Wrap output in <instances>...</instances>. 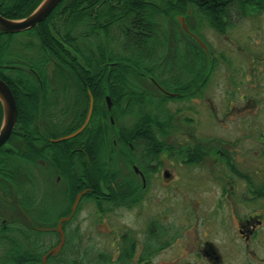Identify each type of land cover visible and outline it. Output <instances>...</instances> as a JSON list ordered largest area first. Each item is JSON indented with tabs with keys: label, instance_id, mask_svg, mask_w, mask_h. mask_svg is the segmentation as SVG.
Returning a JSON list of instances; mask_svg holds the SVG:
<instances>
[{
	"label": "trees",
	"instance_id": "16d2710c",
	"mask_svg": "<svg viewBox=\"0 0 264 264\" xmlns=\"http://www.w3.org/2000/svg\"><path fill=\"white\" fill-rule=\"evenodd\" d=\"M41 1L0 0V15L9 20L23 19ZM187 1L62 0L47 20L37 27L16 35L0 32V79L12 91L18 111L14 134L27 135L32 131L35 136L56 134L50 137L55 139L59 135L74 132L82 125L86 116L89 99L86 87H88L94 101L89 125L77 138L63 142L62 146H69L70 142L75 141L80 145L85 141L83 149L87 152L90 142H93V152L88 154L95 169V186L92 195L103 197L99 183L103 184L104 178H107L104 169L115 162L114 157L111 156L115 149L108 141L107 134H125V139L120 141L122 147L127 146L128 142L136 147V143L140 140H146V146L160 147L161 143L153 140L152 134L167 132L168 118L160 111L162 105L174 99H190L194 97L190 90L195 85L200 86L201 68L205 60L199 56L174 58L173 64L168 65L166 71L156 70L158 68L156 63L161 60L160 55L155 54L156 47L161 44L160 40L167 39L166 27L171 24V13L183 15ZM219 1L223 6L216 7L215 0H190L196 11L203 4L209 8L207 11L211 15L219 11L223 13L231 5L233 7L238 5L242 10L245 3L255 0ZM257 4L261 6L263 3ZM125 20L129 25L122 29L121 23ZM210 23L221 33L226 29L224 23H217L216 17L210 18ZM17 35L20 36V40L15 38ZM175 35L180 36L176 32ZM25 37L30 39L21 41L25 40ZM101 39L104 41L103 49H106V45L110 48L112 46L113 49H118L122 45V49L128 50V54L121 55L109 49L107 55L106 51L98 46ZM75 57L82 61V66L77 63ZM49 67L51 75L48 72ZM149 77L165 91L178 94L179 97L151 96L154 92L148 93L140 88ZM74 88L75 90L72 91ZM65 94H71L70 99L75 97L84 100V104L78 108L77 120L69 124L59 117L61 112L58 113L55 107L50 112L49 107L46 106V103L57 104L58 99L64 98ZM105 95H108L112 101L114 114L119 110V118L131 117L130 125L116 128L110 124L108 114L104 112ZM144 100H147L146 105L151 107L150 112L146 109H133L134 103L138 102L136 105L142 106ZM123 103L124 109H122ZM44 110L49 111L47 116H44ZM57 110L59 111V107ZM1 122L0 104V125ZM33 141L32 139L27 141L24 148H16L18 153H13L11 149L5 147L0 149V207L8 208L10 211L11 203L6 199L12 195L17 208L36 222L37 219L41 221V208L33 202L36 190H32L31 185L40 175V167L35 165L37 160L42 159L45 149L47 151L57 144L50 146L47 141L44 143L41 139L38 144H34ZM117 145H119L118 141ZM24 160L29 161L31 167H28ZM79 161L85 163L81 154ZM82 188L80 186L78 191ZM73 189L69 187V200L57 219L70 213L76 194ZM111 199V202L119 203L118 199ZM94 205L98 212H105L103 200L94 201ZM15 221L16 224L1 223L0 264H41V257L56 244L57 235L32 231L29 233L24 223L18 218H15ZM42 235L52 236L55 241L52 245L46 244V248L41 249L38 236ZM35 237L38 242L36 248H29L33 246L30 245L29 239ZM73 237L79 238V234L72 235L71 231L66 233V242L61 252L55 257H50L49 264H130L131 262L135 243L128 240L127 235L122 236L121 242L124 240L126 242L124 241V245L119 251L117 250L118 254L114 260L106 251L95 253L94 248L91 247L82 249L73 243Z\"/></svg>",
	"mask_w": 264,
	"mask_h": 264
},
{
	"label": "rangeland",
	"instance_id": "374dc122",
	"mask_svg": "<svg viewBox=\"0 0 264 264\" xmlns=\"http://www.w3.org/2000/svg\"><path fill=\"white\" fill-rule=\"evenodd\" d=\"M257 3H263L261 5L263 6L264 0L247 2L242 10L237 8L232 11L229 19H231L233 25L222 32L224 34L223 37H218L209 30L204 32L208 45L211 46L218 57L205 58L203 63L204 73L201 78L203 79L204 75L208 77L211 73L207 82L206 95L203 97L199 96V88L201 86L199 84L200 86L195 85L190 90L194 97L192 96L190 99H174L164 103L160 111L168 118L167 132L161 136L162 140H159L162 141L160 146L162 149L168 147L173 148L174 151L178 150V148L186 149L187 147H192L195 145L193 142L202 140L204 137L208 139L218 137L223 141H231L236 149H240L247 160L254 166L256 173L261 174L258 178H264V167H262L264 158L260 157L261 152L264 153V145L260 143V139L264 138V6L261 7ZM195 13L198 14V12ZM197 14H195L196 17H198ZM177 17V13H171V24L166 27V31L169 30L170 34L166 40H160L162 45L160 44L156 47V52L159 48L161 58L156 63L158 72L166 71L167 66L172 65L174 62V58L165 53V49L162 46L166 44V46L168 45L171 48L173 47L171 44L172 40L175 38L178 40L180 37L182 42V39L187 37ZM128 25V21L125 20L121 23V28L125 29ZM175 32L180 36L176 37ZM15 38L20 40L19 35L15 36ZM24 39L21 41H26L30 38L25 37ZM167 40L168 44L166 43ZM183 45L177 46L183 49ZM98 46L99 48L101 47L100 49L105 47L102 39ZM122 48V45L118 49H113L112 46L110 48L109 45H106V49L103 50L106 51L107 55L112 49L114 52L126 56L128 50L126 51ZM138 54L141 53L138 52ZM76 61L82 66V61L79 58H76ZM48 70L49 75H51L50 67ZM153 81L151 82L150 77L146 78L140 88L145 89L148 93L154 92L155 94L151 93L153 97L154 95L164 96L163 94L167 92L157 88L155 86L156 82ZM240 97H242V101H239ZM146 104L147 100L143 101L142 106L134 103L133 109H146L147 112H150L149 109L151 107ZM122 108L124 109V105H122ZM212 109L213 117L210 114ZM228 112L229 119L225 120L224 116ZM118 116L119 110L115 111V114L114 112L111 114L112 126L118 128L121 125L128 126L131 124V117L119 118ZM116 135L107 134V137H109L108 141L111 144H113L115 138L117 139ZM114 146L113 144L115 150H113L114 152L111 156L115 159L113 164H116L121 161L120 156L122 153L116 148L119 145L116 144V147ZM185 154H187L186 151L178 153L176 158L179 157L182 162L186 163ZM24 161L26 165L28 164V167H31L29 161ZM164 162L170 173H176L174 176L175 180L170 182V185H176L180 192L172 191L171 186L169 188L168 182H165L162 178V171L153 184L149 200L130 203L132 205L131 210H108V206L104 204L105 212H98L93 199L85 200L77 211L71 224L72 228L69 226L71 231L75 230V232H71L72 235L79 234V238L73 237V243L82 249L94 248L95 253L96 251H106L111 254L114 260L119 249L124 245L125 240L121 242L122 236L127 235L129 237L128 240L135 243L130 264H200L198 258L195 257L194 259L189 252V247L196 245L202 231L198 214L199 206L197 208V202L201 194L199 181L210 178V175L208 170H205V167L202 169H200V166L190 167L192 170L190 171L187 167L179 166L177 160H167L166 158ZM207 164L209 165V163ZM35 166H40L38 160ZM260 168L262 170L258 171ZM36 178L33 182L34 184L31 183L32 185H30L32 190H36L34 197L38 201L45 190L39 187L42 184L39 176ZM111 180H114V178ZM197 180L199 181L197 182ZM42 186L44 185L42 184ZM45 189L46 194L49 196L51 193H48L46 187ZM49 199L51 200V198ZM53 199H56V197ZM6 200L11 203V200H13L12 195ZM14 201L11 203L13 209L10 211L8 208L0 207V226L3 222H11L17 218L11 215L12 211L18 212L19 210ZM109 207L115 206L110 205ZM154 219L165 227L172 225V228L176 231L174 240L169 236L160 239V243L164 247L160 248L159 251H151L145 246L146 229L156 226V223H152ZM54 241V237H47L48 246L52 245ZM147 253H149L147 260L138 262ZM234 264H239V262L237 261ZM251 264L254 263L252 262Z\"/></svg>",
	"mask_w": 264,
	"mask_h": 264
},
{
	"label": "flooded vegetation",
	"instance_id": "af4514ba",
	"mask_svg": "<svg viewBox=\"0 0 264 264\" xmlns=\"http://www.w3.org/2000/svg\"><path fill=\"white\" fill-rule=\"evenodd\" d=\"M185 5L184 14L178 15V17L184 19V23L188 29V33L184 32V34L187 37L183 38L182 42L180 39L172 40L171 44L173 47L171 48L164 44L162 46L165 49L164 52L168 53L171 58H191L196 56L204 58V60L211 56L218 58L211 46L208 45L204 32L209 30L216 36L223 37L224 34L219 32L210 23V18L216 17L218 24L224 23L226 28L230 27L233 23L229 18L232 11L238 8V5L234 7L231 5L223 13L219 11L215 15L208 13L207 10L209 8L203 4L199 7L198 11H195L196 9L192 7L190 0ZM214 5L216 7L223 6L219 0H215ZM195 12H198V14ZM167 33L169 35L170 31L168 30ZM166 43L168 44V40ZM180 44L185 45H183V49L177 46ZM190 46L192 47L190 48ZM159 52L158 48L156 54L160 55ZM202 68L200 74L201 86L199 88L200 97L206 95L207 82L211 76L210 73L208 77L204 75L202 79L201 76L204 73V68ZM79 69L81 70L82 67ZM155 86L158 88L156 84ZM74 90L75 88L72 89V91ZM86 91V94L90 95L88 87H86ZM67 94L64 95V98L58 99L59 102L50 108V112L55 107L58 113L61 112L59 117L66 124H69L77 120L78 108L84 104V100L76 99L75 97L74 99H70L71 94ZM163 95L166 96L165 94ZM175 95L176 98L179 97L178 94ZM239 101H242V97H240ZM89 103L90 98L88 105ZM122 105L125 107L124 103ZM104 106V112H107L108 121L110 122L113 104L111 108H107L104 101ZM57 107H59V111ZM212 111L213 109L210 114L213 117ZM45 112L44 110V116H47V112L49 111ZM228 114L229 112L225 114V120L229 119ZM54 135L56 134H37L35 137V139H41L44 143L47 141L50 146H53L51 144H57L56 147H51L47 151L45 149L42 159L38 160L40 163L39 179L40 183L44 185L42 186L41 184L39 187L40 189H44L45 192L40 195L41 198L38 201L36 197H33V202L41 208V221L37 219L35 222L33 218L20 209L18 212H11L12 216L17 217L21 223H24L27 232L57 234V224L63 218L61 216L57 219V217L67 205V201L69 200L68 189L70 186L71 189L74 188L73 192H76L75 198L79 193L85 191L82 194L81 202L89 199H93L94 202L101 199L108 206V210H131L132 205L130 203L144 202L146 199L148 201L153 184L162 171V178L165 182H168L169 188L171 186L172 191L180 192V189L176 188V185H170V182L175 180L174 176L176 173H170L169 169L165 167L166 163L164 160L167 158V160H177L179 166L187 167V169L197 166H200V169L205 167V170H208V174L210 175L208 179L197 180L201 187L197 208L199 206L198 214L202 231L196 245L189 247V252L193 255L194 259L197 257L200 264H234L237 261L239 264H251L252 262L254 264H264V178H258L261 174L256 173L254 166L247 160L240 149H236L234 143L231 141H223L218 137H211L209 139L204 137L202 140L193 142L195 145L192 147H187L186 149L178 148V150L174 151L173 148L168 147L162 149V147L146 146L143 140L138 141L136 147H133L130 142L127 143V146L122 147L120 141L125 139V134H117V139H114L113 144L116 147L117 141L119 142V146L116 148L122 153L120 156L121 161L116 164H109L104 169L107 178H104L105 182L103 184L99 183L104 194L103 197L99 198L92 195L95 186L94 166L88 154L89 152H93V142H90L86 152L83 149L85 141L81 142L80 145L75 141L70 142L69 146H62L63 142L71 141L79 135L56 143L54 142L55 140L68 134L59 135L55 139L50 138ZM26 136L25 134H13L7 145H5V148L11 149L13 153L17 152L16 150L18 149L16 148H24L26 142L31 139ZM161 136L163 134H152L153 140L162 144V141H160L162 140ZM260 143L264 145V138L260 139ZM41 149L43 150L44 146ZM184 151L187 152L184 155L186 163L182 162L179 157L180 160L176 158L178 153L180 154ZM80 154L85 163L79 161ZM260 157L263 159L264 153L261 152ZM13 160H15V157ZM262 167H264V164ZM261 170L260 168L258 171ZM190 171L192 170L190 169ZM79 176L80 178H78ZM111 177L114 180H111ZM80 186L83 188L78 191ZM45 187L48 193H51L49 196L46 194ZM52 197H56V199ZM111 198L118 199L119 203L111 202ZM12 199L14 200L13 196ZM13 200H11V203ZM110 205L115 207H109ZM12 207L13 205L11 204V209H13ZM75 216L76 212L70 220L72 221ZM72 222L68 225L69 221H67L62 227L65 233L69 232V226L72 228ZM11 223L16 224L17 221L13 219ZM152 223H156V226L146 229L145 246L151 251H159L160 248L164 247L160 243V239L169 236L174 240L176 231L172 228V225L165 227L155 219L152 220ZM71 232H75V230ZM38 239L41 249L46 248L47 235L38 236ZM29 242L30 245H33L29 248H36V243H38L36 237L29 239ZM148 254L144 258L141 257L138 262L147 260Z\"/></svg>",
	"mask_w": 264,
	"mask_h": 264
},
{
	"label": "water",
	"instance_id": "95a60500",
	"mask_svg": "<svg viewBox=\"0 0 264 264\" xmlns=\"http://www.w3.org/2000/svg\"><path fill=\"white\" fill-rule=\"evenodd\" d=\"M61 1L62 0H42L40 5L30 15H28L26 18L21 20H8L0 15V32L4 34H18L28 31L32 28H35L36 26H38V24L44 22L50 16V14L61 3ZM178 20L183 30L185 32H188L183 22V19L178 18ZM106 103L108 108H110L111 103L108 97L106 98ZM0 104L2 106V113H3L2 122L0 126V148H1L10 139L11 135L13 134L17 122V115H18L14 96L11 90L9 89V87L2 79H0ZM91 112H92V100H90L89 110L83 125L72 134L62 137L58 140H55L54 142L56 143V142L66 141L80 134L88 124L91 116ZM84 193L85 191L76 196L75 201L71 208L70 215L68 217L59 220L56 228V232L59 236V243L42 258V264H47V258L49 256L56 255L63 247L65 237L62 230V224L69 221L71 217L74 215L77 206L79 204V201L81 199V196Z\"/></svg>",
	"mask_w": 264,
	"mask_h": 264
},
{
	"label": "bare ground",
	"instance_id": "6f19581e",
	"mask_svg": "<svg viewBox=\"0 0 264 264\" xmlns=\"http://www.w3.org/2000/svg\"><path fill=\"white\" fill-rule=\"evenodd\" d=\"M30 103H31V99H30ZM137 103H138V102H136V104H137ZM46 106H47V108L49 107V109H50V108H52L53 104H51V103H46ZM27 135L29 136V138H31L32 140H34V141H33L34 144H38V143H39V140H38V139H35L36 136H35V133H34V132L29 131Z\"/></svg>",
	"mask_w": 264,
	"mask_h": 264
}]
</instances>
